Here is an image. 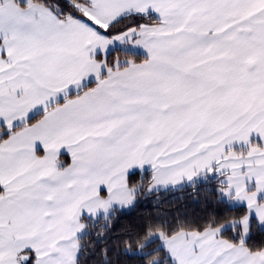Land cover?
Instances as JSON below:
<instances>
[{"label":"snow or ice","instance_id":"1","mask_svg":"<svg viewBox=\"0 0 264 264\" xmlns=\"http://www.w3.org/2000/svg\"><path fill=\"white\" fill-rule=\"evenodd\" d=\"M146 180L209 211L113 230ZM109 250L264 264V0H0V264Z\"/></svg>","mask_w":264,"mask_h":264},{"label":"trees","instance_id":"2","mask_svg":"<svg viewBox=\"0 0 264 264\" xmlns=\"http://www.w3.org/2000/svg\"><path fill=\"white\" fill-rule=\"evenodd\" d=\"M147 187L148 181L146 180L143 192L147 198L141 199L135 207L127 210V214L121 216L113 225V230L119 229L126 222H132L141 218L146 213L156 214L161 218L178 217L183 220L189 217L195 218L209 211L206 208V204L210 198L209 194L199 186L180 185L175 188L169 187L151 193L147 192ZM106 227L105 222H98L92 228V232H100L102 229H106ZM83 243L86 248H90L95 245V238L89 239L85 237ZM108 256L111 264H123L111 250H109ZM96 264H105V261L98 255Z\"/></svg>","mask_w":264,"mask_h":264}]
</instances>
